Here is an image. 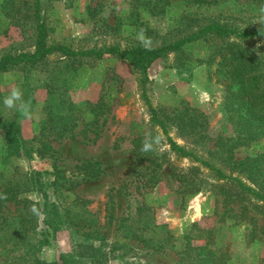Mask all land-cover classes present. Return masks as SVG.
I'll use <instances>...</instances> for the list:
<instances>
[{
	"label": "rangeland",
	"instance_id": "rangeland-1",
	"mask_svg": "<svg viewBox=\"0 0 264 264\" xmlns=\"http://www.w3.org/2000/svg\"><path fill=\"white\" fill-rule=\"evenodd\" d=\"M20 1L25 2H21L24 16L8 12L5 0H0V54L33 49V0ZM165 1L38 0V12L46 43L74 50L157 47L207 18L238 31H264V23L258 21L264 15V0ZM61 61L67 69H60ZM232 68L260 74L264 85V37L205 34L185 41L178 51L148 63L144 93L159 116L171 117L165 121L166 131L174 143L264 194V136L248 144L233 141L238 140L241 125L233 113L239 101L230 97L239 85L229 77ZM138 78L127 60L110 53L74 59L52 53L42 61L0 72V167L13 162L23 169L50 172L43 175L49 201H57L58 192L53 193L50 185L53 175L69 177L75 183L73 192L87 200L90 222L83 227L67 223L38 248L37 255L52 260L81 242L91 243L98 255L77 264H194L201 250L214 254L221 250L223 264H264L261 202L230 181L218 179L199 162L169 149L163 132L149 119ZM16 85L31 101L30 119L3 104ZM64 98L98 104L96 114L84 109L69 133L49 141L53 153L39 156L30 147L36 144L32 136L47 106L56 108ZM177 114L189 116L197 126L177 129ZM10 125H15L17 133ZM148 130L161 137L156 152L140 150ZM11 133L24 142V151L15 149ZM246 158L247 166L242 162ZM85 160L97 161L92 167L95 177L79 167ZM253 160L257 170L249 181ZM22 195L40 199L31 191ZM13 208L7 202L2 211ZM39 227H44L41 222ZM133 232L146 241L134 238Z\"/></svg>",
	"mask_w": 264,
	"mask_h": 264
},
{
	"label": "trees",
	"instance_id": "trees-1",
	"mask_svg": "<svg viewBox=\"0 0 264 264\" xmlns=\"http://www.w3.org/2000/svg\"><path fill=\"white\" fill-rule=\"evenodd\" d=\"M20 0H5L7 11H11L13 15L24 16L21 8ZM25 3V2H23ZM162 3H168L162 0ZM38 0H33L31 3V17L34 21V44L33 49L29 52L19 51L14 52L10 50L4 51L0 54V72L5 71L17 64H29L42 61L47 55L56 53L64 58H78L80 56L100 57L104 53L124 58L133 68L139 73L138 84L140 94L143 98L147 111L149 112L150 121L158 125L163 132L169 149L180 156H188L192 160L199 162L211 171L218 179H225L233 183L240 191L253 195L261 202L262 212L264 214V194L257 191V189L246 185L242 180L236 176H229L222 172L219 168L210 164L206 160L197 157L191 151L184 150L183 147L177 145L167 135L166 123L167 119H171L165 113H161L150 104L144 93V83L147 80L146 69L148 63L158 57L165 55L168 52L178 51L180 46L189 40L199 38L205 34H213L215 36L234 35L236 37H247L253 35H261L264 37V31H238L232 25L221 23L213 18H207V21L200 24H195V28L188 29L180 36L172 41H168L157 47L135 45L131 47L120 48L117 45L108 46L105 49H71L64 44H47L46 31L44 24L39 20ZM194 22L198 18H191ZM241 59H246V56L240 54ZM226 58V56H225ZM60 69H67L68 65L65 61L59 64ZM252 68V67H249ZM246 75L244 76V74ZM260 74L249 73L242 70L232 68L229 71V77L235 82H239L233 90L230 91L232 101H239L235 109V121L241 125L237 130L238 144H248L256 142L264 136V85L261 83ZM230 90V88H229ZM98 104H91L88 101L85 103H74L68 98L61 100V104L54 108L51 104L47 106L44 117L39 121V128L36 135L32 136V140L36 143L33 147L37 155L53 153V148L49 141L64 137L69 133L75 125L74 119L80 115L84 109H88L95 115V109ZM232 110V108H230ZM232 112V111H231ZM232 117V116H231ZM189 116L183 118L182 114L174 116V125L179 130L193 129L196 125L194 119L190 121ZM198 125L200 121L197 122ZM12 131L17 133L15 125L9 126ZM194 132V131H193ZM14 137L13 145L16 150L24 151V142L20 139H15L16 134L11 133ZM248 158L243 160L247 166ZM97 161L85 160L79 167L87 171L89 177L97 175L95 170H92ZM256 163L254 160L250 163L248 168L249 181L252 180V175L256 172ZM61 170H57L59 172ZM52 173V172H51ZM44 174H50L48 171H37L32 169H23L18 164L8 162L7 166L0 167V249L3 257L0 258V264H77L82 259H90L93 261L96 257V248L91 243H73V249L69 253H60L55 259L44 260L37 255V250L40 246L47 244L55 231L66 227L67 223L74 222L80 227H83L84 222H90L89 212L86 211L85 204L87 200L78 197L73 192V182L70 178H65L58 175H53L54 179L51 182L53 193L55 195L54 201H49L44 184ZM254 183V182H253ZM34 192L40 196L39 200L33 201L22 193ZM7 197L4 199L3 197ZM11 202L14 206L13 211H2L6 203ZM112 214H109L108 222L111 221ZM39 222L44 226L39 227ZM77 222V223H76ZM79 222V223H78ZM80 222H82L80 224ZM89 225V224H85ZM196 225L192 223V226ZM134 238L144 242L146 239L133 232L131 234ZM199 235V234H198ZM196 235V236H198ZM198 247L197 249H199ZM212 253L210 251H202L199 256H196L194 264H223L220 253Z\"/></svg>",
	"mask_w": 264,
	"mask_h": 264
},
{
	"label": "clouds",
	"instance_id": "clouds-1",
	"mask_svg": "<svg viewBox=\"0 0 264 264\" xmlns=\"http://www.w3.org/2000/svg\"><path fill=\"white\" fill-rule=\"evenodd\" d=\"M261 13L264 14V6L261 7ZM258 21L264 23V15H261ZM3 104L8 109H14L23 118H31V101L24 98L23 91L19 85L12 86L9 89L3 99ZM160 143V135L158 133L154 134L152 130H148L144 133L140 150L144 153L156 152ZM3 198L6 199L7 197Z\"/></svg>",
	"mask_w": 264,
	"mask_h": 264
}]
</instances>
